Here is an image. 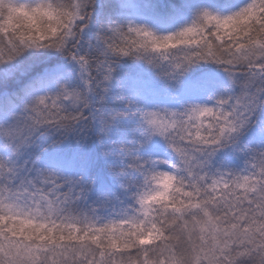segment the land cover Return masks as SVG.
<instances>
[{"label":"snow or ice","instance_id":"obj_1","mask_svg":"<svg viewBox=\"0 0 264 264\" xmlns=\"http://www.w3.org/2000/svg\"><path fill=\"white\" fill-rule=\"evenodd\" d=\"M0 264H264V0H0Z\"/></svg>","mask_w":264,"mask_h":264}]
</instances>
